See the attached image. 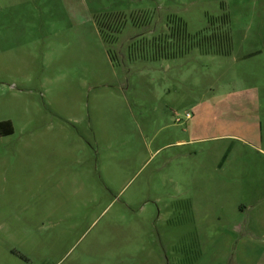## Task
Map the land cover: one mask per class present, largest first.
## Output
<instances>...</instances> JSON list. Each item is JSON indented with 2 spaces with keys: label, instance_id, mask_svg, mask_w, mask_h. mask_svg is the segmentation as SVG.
Masks as SVG:
<instances>
[{
  "label": "rangeland",
  "instance_id": "374dc122",
  "mask_svg": "<svg viewBox=\"0 0 264 264\" xmlns=\"http://www.w3.org/2000/svg\"><path fill=\"white\" fill-rule=\"evenodd\" d=\"M8 120L0 264L264 253L231 228L264 201V0H0Z\"/></svg>",
  "mask_w": 264,
  "mask_h": 264
},
{
  "label": "crops",
  "instance_id": "0c3cea01",
  "mask_svg": "<svg viewBox=\"0 0 264 264\" xmlns=\"http://www.w3.org/2000/svg\"><path fill=\"white\" fill-rule=\"evenodd\" d=\"M260 52L261 49L250 50L245 56ZM231 228L237 233L245 231L247 240L254 244L259 243L258 241L262 240L260 238L264 239V201L240 209L231 223ZM240 258L243 262H250L249 264H264V253L243 252Z\"/></svg>",
  "mask_w": 264,
  "mask_h": 264
},
{
  "label": "trees",
  "instance_id": "16d2710c",
  "mask_svg": "<svg viewBox=\"0 0 264 264\" xmlns=\"http://www.w3.org/2000/svg\"><path fill=\"white\" fill-rule=\"evenodd\" d=\"M224 23L222 25H225L228 22V16L224 18ZM220 27L219 30L213 32V34L206 36L205 41L203 43L211 44L213 43L215 49L213 50H207L212 51L217 54H229L231 52L232 48V38L230 36L229 30L227 27ZM0 131L3 134H10L13 133L14 127L12 125V122L10 120L8 121H1L0 122Z\"/></svg>",
  "mask_w": 264,
  "mask_h": 264
}]
</instances>
